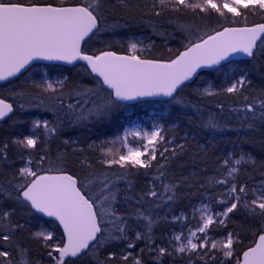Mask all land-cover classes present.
<instances>
[{
    "label": "snow or ice",
    "instance_id": "1",
    "mask_svg": "<svg viewBox=\"0 0 264 264\" xmlns=\"http://www.w3.org/2000/svg\"><path fill=\"white\" fill-rule=\"evenodd\" d=\"M118 2L125 8L129 7L127 0ZM106 9V0H0V81L16 77L36 60L62 61L70 65L83 61L85 73L95 74L96 87L77 85L67 93L64 91L66 76L33 81L41 93L53 94L49 99L54 102L48 110L56 113L55 121H32L33 129H43L46 145L50 138L63 130L65 122L77 125L88 120H110L113 113L124 108L127 102L149 97H167L169 100L162 101L165 104L180 103L179 92L187 87L186 82L198 75V70L220 66L233 55L252 59L264 55V23L248 26L250 13L264 14V0H152L145 13L147 15L159 17L165 11L190 13L201 19L214 15L222 21L231 20L232 24L244 25L223 27L219 31H202L195 26L180 25L188 32L184 49L177 50L168 58L154 59H142L137 54L145 51L140 38L130 40L127 55L115 51L87 53L82 47L86 38L91 39L105 28L118 26L107 25ZM152 27L157 35H165L156 31L154 23ZM147 47H152V43ZM105 86L107 92L101 96ZM250 86L247 74H242L222 90L209 85L195 91L200 97L217 96L221 92L242 97L240 108L233 111L242 112L239 118L247 120V127L252 129L257 123L264 124V91L249 102L244 90ZM10 95L16 98L14 102L21 109L40 107V104L33 105L23 93ZM65 96L76 99L65 105ZM88 104L92 106L87 107ZM193 107L200 110L197 105ZM217 107L222 110L223 105ZM14 110V103L0 94V120ZM61 112L65 120L60 119ZM205 126L216 129L219 122L210 115ZM165 131L161 125H154L151 130L128 127L114 138L89 145L99 152L100 164L107 169L122 171L111 175L92 174L83 180L69 174L65 167L56 166L57 162L46 154L40 155L38 161L29 155L23 167L10 174L7 180H0V264H43V259H32L29 249L17 242V233L25 230L27 225V221L13 220L18 211L28 217L43 214L55 218L62 227L59 239L43 226L30 232V238L39 242L49 264H116L117 261L119 264H145L141 255L133 256V252L128 251L141 240L153 254L152 259L160 264L166 256L180 254H188V264H194L192 255L204 264H216L217 261L218 264H264V180L251 188L235 182L240 166L255 164L254 157L243 152L238 157L228 153L222 160L226 177H231L232 181L227 178L214 181L219 185H230L219 200L213 201L225 206L223 211H213L212 204L203 203L198 209H193L194 215L199 213L194 230L190 228L186 234L173 233L168 238V245L155 243L153 229L162 219L155 209L173 201L179 187L178 182L166 181L168 168L172 159L185 150L184 144H177L171 150L166 147L175 141L168 140ZM39 142L41 137L36 132L13 140L18 148L30 152L36 150ZM63 143L74 142L66 139ZM7 149V143L0 147V161L5 163L8 162ZM57 161L63 163V153ZM45 162L49 165L47 168L42 167ZM34 163L35 168L32 166ZM153 168L157 175L150 181L148 191L136 194L132 181L127 177L141 170L147 174ZM0 176H3L2 172ZM122 180L127 185L124 189L119 187ZM155 181H159L162 192L157 191ZM147 198H152V201L159 198L161 203L145 208ZM121 200L131 206L123 214L117 207ZM6 202L13 206L5 207ZM241 209L248 217L256 219L258 225L252 229L254 239L248 245L243 246L239 233L234 231H227L219 239L209 236L210 231L226 228L230 214ZM131 217L135 218L138 227L142 226V230H136L134 235H130L133 231L129 225ZM182 218L172 217L175 221ZM198 233L203 236H198ZM113 242H123L125 248L119 252L108 250ZM140 251L143 253L144 249ZM102 252L106 255L101 256Z\"/></svg>",
    "mask_w": 264,
    "mask_h": 264
},
{
    "label": "trees",
    "instance_id": "2",
    "mask_svg": "<svg viewBox=\"0 0 264 264\" xmlns=\"http://www.w3.org/2000/svg\"><path fill=\"white\" fill-rule=\"evenodd\" d=\"M129 7L125 8L118 0H106L107 25H118L116 27L105 28L103 32L97 33L88 39L83 48L88 54L100 51H115L121 54H128L127 46L131 39L140 38L145 45V51L141 58H168L173 56L177 50L182 51L187 43L188 32L180 25L195 26L203 30L215 29L222 30L223 27L244 26L243 24H232L222 21L216 16L201 19L190 13L165 11L163 15H147L152 0H127ZM262 15L257 12L255 15L249 14L248 26L264 23ZM157 26V32H164V36H159L153 31L152 24ZM103 26V25H102ZM171 34V35H169ZM199 34V33H195ZM152 43V47L147 45ZM259 45V43H258ZM217 68L219 70H217ZM212 70L199 71L198 75L186 83L187 87L179 92L178 100L180 103H162V101H146L134 105H125L124 108L113 113L110 120H88L82 124L69 125L65 122L63 130L56 136L50 138L45 144V137L42 135L43 129L36 130L40 135L41 142L38 143L34 152L18 148L13 143L16 138H23L31 134L32 121L34 119H46L55 121L56 113L49 111L54 101L49 97L52 93H41L33 81H41L43 75L47 74L48 79L56 80L67 77L64 91L70 92L77 85L96 87V78L88 75L84 71V65L78 64L74 67L61 65H32L26 72L17 78L0 85V94L14 103V112L3 120H0V147L8 144V162L0 161V180H7L10 174L23 167L29 155L34 160L39 159L40 155H47L48 158L56 163V166L65 167L69 174H75L83 180L92 174L100 176L102 174L111 175L122 170L118 168L107 169L98 161L100 154L94 148H89L91 144H99L106 138H114L123 132L126 125L139 122L147 128L153 125H161L166 131L165 136L174 143L167 144L170 150L177 144H184L185 150L177 157L173 158L168 168L166 181L179 183L176 190V198L173 201L161 204L155 209L156 214L161 217L160 223L153 229V237L157 245H168V238L173 233L186 232L188 229H195L199 220V213L193 214V209H198L201 204L209 203L213 206V211H223L225 206L213 203L219 200L230 185H219L214 181L231 177H226V168L222 167V160L228 153H233L236 157L239 154L248 153L255 159V164L243 165L236 177V183L246 184L249 188L264 180V124L257 123L252 129L247 127L248 121H242L239 117L242 112H234L233 109L240 108L242 97L221 92L220 95L211 97H200L196 89H204L209 85L216 90H222L229 86L232 80L242 74H247V79L251 86L245 88V94L249 97V102L253 97H257L264 91V55H258L254 59H241L233 62H224ZM227 74V75H226ZM77 90H79L77 88ZM13 92L23 93L26 99L32 100L33 105L40 104V107L19 108L14 102L15 97L10 94ZM105 92L100 93L101 96ZM87 99V97H85ZM74 96H65L64 104L73 103ZM95 99V97L93 98ZM43 101L41 104L40 102ZM23 102V101H21ZM193 105L199 106V111ZM218 105H223L222 110ZM88 104L87 107H91ZM214 116L219 122V127L210 129L205 125L209 116ZM60 119L65 120L63 112ZM74 143L64 144V140ZM75 149V150H74ZM64 154V161L60 163L57 157ZM84 163H81V162ZM90 165V166H89ZM33 168L36 167L34 163ZM49 165L45 162L42 167ZM157 175L155 168L145 174L144 170L133 173L127 177L132 181L133 191L136 194H143L148 191L150 181ZM186 178V179H185ZM210 183L209 180L212 179ZM157 191L162 192L159 181H155ZM126 182L121 181L119 187L126 188ZM94 190V189H93ZM252 197L249 196V199ZM148 203L144 205L149 208L153 203H161L159 198L152 201L147 198ZM13 206L11 202H6L5 207ZM123 214L129 211L130 205L123 200L117 205ZM173 216H183L180 221L172 219ZM13 220L20 222L27 221L25 230L17 233V242L27 247L30 257L34 260L43 259V264H49L43 255L44 250L39 242L30 238V232L38 230L41 226L53 231L56 238L62 236L59 226L52 220L33 214L31 217L25 216L18 211ZM129 225L133 229L130 235H134L136 230H142V226H137L135 218H129ZM258 225L256 219L248 217L241 209L234 214H230L226 228H218L210 231L209 236L219 239L227 231L238 232L243 246L254 239L252 229ZM240 247V246H238ZM125 248L123 242H113V246L108 250L119 252ZM141 249H144L141 253ZM133 256L141 255L145 264H160L152 259L153 254L149 253L146 242L141 240L136 242ZM203 250H201L202 254ZM106 255L102 252L101 256ZM194 264H204L195 255H192ZM119 264V261L116 262ZM131 264V262H129ZM163 264H188V254L176 256H166ZM218 264V261L216 262Z\"/></svg>",
    "mask_w": 264,
    "mask_h": 264
},
{
    "label": "water",
    "instance_id": "3",
    "mask_svg": "<svg viewBox=\"0 0 264 264\" xmlns=\"http://www.w3.org/2000/svg\"><path fill=\"white\" fill-rule=\"evenodd\" d=\"M235 27H241V26H235ZM87 40H88V38H86V41ZM84 44H85V42H82V47H83ZM117 54H121V53H117ZM122 55H127V54H122ZM241 59L249 60L251 58H248L247 56H244V55H233L232 57H230L229 61H225V62H233V61H238V60H241ZM222 63H224V62H222ZM33 64L61 65V66H66V67H74V66H76L78 64H83L84 65L85 62L81 61V62L76 63L75 65H70V64H67V63L62 62V61L36 60L26 70H22V72L20 74H18L16 77H12L8 81H0V85L5 84L7 82H10L11 80L17 78L18 76H20L21 74H23L24 72H26ZM217 67L218 66H216L214 68H203L201 70H198V72L199 71H204V70H212V69H215ZM92 76L95 77V74H92ZM188 82H190V81H188ZM188 82H186V83H188ZM105 89H106V86H105ZM159 100H169V98H167V97H164V98H160V97H149V98H144V99L138 100V101H130V102H127L126 105H134V104L141 103V102H146V101H159ZM39 215L42 216L43 218L50 219V220L54 221L59 226L60 230L63 232L62 227L59 225V222L55 220V218L46 217L43 214H39Z\"/></svg>",
    "mask_w": 264,
    "mask_h": 264
},
{
    "label": "rangeland",
    "instance_id": "4",
    "mask_svg": "<svg viewBox=\"0 0 264 264\" xmlns=\"http://www.w3.org/2000/svg\"><path fill=\"white\" fill-rule=\"evenodd\" d=\"M43 78H46V79H48L45 75H43ZM42 120H44V119H42ZM153 124H151V126L149 127V128H147L145 125H143V124H141V123H139V122H134V123H130V124H128V125H126L125 127H124V129L125 128H128V127H139V128H143V129H146V130H151L152 128H153ZM124 129H123V131H124ZM36 130L35 129H31V134L33 133V132H35ZM122 134V133H121ZM194 230V229H193ZM188 231V230H187ZM187 231L185 232V234L187 233ZM198 236H203V234L202 233H198L197 234ZM194 242H198V241H195V239H194Z\"/></svg>",
    "mask_w": 264,
    "mask_h": 264
}]
</instances>
